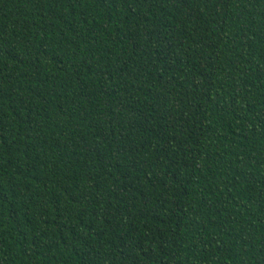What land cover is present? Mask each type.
Returning a JSON list of instances; mask_svg holds the SVG:
<instances>
[{"label":"trees","instance_id":"16d2710c","mask_svg":"<svg viewBox=\"0 0 264 264\" xmlns=\"http://www.w3.org/2000/svg\"><path fill=\"white\" fill-rule=\"evenodd\" d=\"M0 264H264V0H0Z\"/></svg>","mask_w":264,"mask_h":264}]
</instances>
